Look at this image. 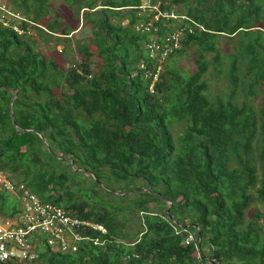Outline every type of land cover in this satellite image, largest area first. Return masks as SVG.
<instances>
[{
	"label": "trees",
	"instance_id": "16d2710c",
	"mask_svg": "<svg viewBox=\"0 0 264 264\" xmlns=\"http://www.w3.org/2000/svg\"><path fill=\"white\" fill-rule=\"evenodd\" d=\"M14 1L38 40L59 42L77 29L59 12L48 18V0ZM159 1L186 16L155 22L160 38L187 32L155 92L145 77L157 65L145 49L153 33L136 27L150 20L141 0H70L97 50L78 42L80 57L68 66L38 50L32 34L0 28V170L109 230L102 246L46 248L43 264H264V103L235 99L241 57L252 76L247 95L264 96V0ZM240 32L255 34L231 53L233 90L211 95L209 66L223 72L215 38ZM193 46L198 70L186 73L177 57ZM19 212V197L0 190V215Z\"/></svg>",
	"mask_w": 264,
	"mask_h": 264
},
{
	"label": "built area",
	"instance_id": "2783aa9c",
	"mask_svg": "<svg viewBox=\"0 0 264 264\" xmlns=\"http://www.w3.org/2000/svg\"><path fill=\"white\" fill-rule=\"evenodd\" d=\"M141 14L150 17L141 21L138 30L151 32L153 36L146 44L148 55L157 61L156 70L148 71L144 61L140 68L147 70L145 77L151 79L149 90L155 92L163 64L181 45L187 32L182 26L160 38L155 22L162 18L185 19L172 10H163L159 0H141ZM26 17L7 0H0V26L20 36L33 35L34 29L24 26ZM0 190L17 195L20 212L13 217L0 215V264H43L41 253L46 248L53 252L73 253L87 244L105 245L109 230L104 223L73 214L63 206L43 201L29 185L0 170ZM194 241L189 233L185 244Z\"/></svg>",
	"mask_w": 264,
	"mask_h": 264
},
{
	"label": "rangeland",
	"instance_id": "374dc122",
	"mask_svg": "<svg viewBox=\"0 0 264 264\" xmlns=\"http://www.w3.org/2000/svg\"><path fill=\"white\" fill-rule=\"evenodd\" d=\"M12 5L17 7V4L14 0H8ZM49 5L51 6V12L49 13L48 18H52L56 12H59L62 16V20L66 25H70L72 28H77L72 34H70V38L66 39L64 37L58 41L56 38H52L49 41H45L43 39L38 40V36L36 31L33 32V36L37 38V49L40 50L43 54L48 57L56 58L61 64H65L68 66L76 61L80 55L77 51V44L78 42H84L91 44L92 50L96 51L97 49L91 42V38L93 37V33L91 31L90 25L84 24L83 20V11L78 13L77 6L71 5L70 0H48ZM18 8V7H17ZM178 8H182L180 5ZM80 14V16H79ZM80 17V24L79 23ZM1 28V26H0ZM259 33V32H257ZM255 33L252 35H247L245 32H240L234 36V38L229 37L227 34H221L215 38V44L220 49L219 51L222 53V63L221 69L222 73H219L218 69L215 68L214 64L209 66V71L205 75V79L208 81L209 84V91L211 95L217 96H224L225 98H229V94L233 90V83L229 76L230 65H231V53L233 54H240L241 45H239V40L241 38H247V42L250 40L251 37L247 36H254ZM27 37V36H26ZM25 37V38H26ZM66 39V40H63ZM69 45L63 51L64 42ZM246 42V43H247ZM195 46L191 47L190 49L186 50L181 56L177 57L176 66L179 70L185 71L186 73H193L198 70L197 65V57L198 51ZM63 51V52H62ZM260 52L264 53L263 50ZM215 52H209L206 54L207 59H213ZM95 58V57H94ZM97 60V59H96ZM99 61V59H98ZM247 64L248 60L241 57L239 61V83L237 86V93H236V101L242 102L243 100H249L252 104L257 107H260L264 103V96L261 93H256L255 96H248L247 81H250L252 76L251 74H247ZM263 85H258V89L262 91ZM177 130H181L182 127L180 125L176 126ZM90 179H88V183ZM252 209V208H251ZM250 212H248L249 218Z\"/></svg>",
	"mask_w": 264,
	"mask_h": 264
},
{
	"label": "water",
	"instance_id": "95a60500",
	"mask_svg": "<svg viewBox=\"0 0 264 264\" xmlns=\"http://www.w3.org/2000/svg\"><path fill=\"white\" fill-rule=\"evenodd\" d=\"M16 96V95H15ZM14 100V99H13ZM13 100H12V102H11V104H10V109H11V114L13 115ZM13 119H14V123H15V125L18 127V124H17V122L15 121V118L13 117ZM27 130H30V129H25V130H23V131H27ZM42 136V135H41ZM42 138L44 139V141H46V139H45V137L44 136H42ZM47 143V142H46ZM96 178V177H95ZM99 181V180H98ZM99 183V185L102 187V188H104V189H107V188H105V186H104V184L101 182V181H99L98 182ZM112 193H114V194H119L120 192L119 191H111ZM170 203H172L170 200H168ZM168 212H170V208L168 209ZM171 218H172V221L173 222H175V223H177L179 226H181L183 229H186V227L187 226H182L179 222H176L175 220V217L172 215L171 216ZM211 262L213 263V264H216L217 263V261L216 260H214V259H212L211 260Z\"/></svg>",
	"mask_w": 264,
	"mask_h": 264
}]
</instances>
